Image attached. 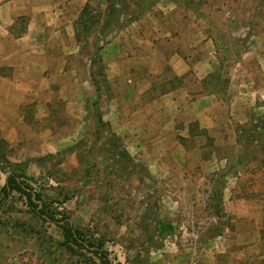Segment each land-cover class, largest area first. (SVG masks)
<instances>
[{"label":"rangeland","instance_id":"rangeland-1","mask_svg":"<svg viewBox=\"0 0 264 264\" xmlns=\"http://www.w3.org/2000/svg\"><path fill=\"white\" fill-rule=\"evenodd\" d=\"M62 1L55 4L62 6ZM120 2L123 14L116 30L157 4L176 5L211 40L212 71L191 97L207 98L201 104L211 109L200 117L211 126L193 123L194 116L183 111L169 141L159 140L158 133L139 137L150 128L129 126V94L114 100L108 79L107 92L100 87L97 93L93 84L100 82L93 55L101 56L106 75L101 53L114 29L104 44L93 35L87 45L83 40L49 47L53 61L44 83L49 94L34 96L22 108L37 136L25 139L21 150L9 149L0 139V155L15 156L14 170L24 174L56 217L68 216L85 238L102 242L114 264H170L182 254L232 240L231 201H264V0ZM86 4L105 8V0ZM28 21L26 16L15 19L14 35H21ZM61 66L66 71L58 72ZM151 83L145 99L183 85L167 73ZM43 103L46 109L36 111L33 121V107ZM96 108L128 161L111 159L108 135L99 136L95 124ZM5 172H0V264H99L84 251L72 255L61 247V230L36 217L20 195L4 200ZM157 220L169 222L173 233L159 237Z\"/></svg>","mask_w":264,"mask_h":264},{"label":"crops","instance_id":"crops-1","mask_svg":"<svg viewBox=\"0 0 264 264\" xmlns=\"http://www.w3.org/2000/svg\"><path fill=\"white\" fill-rule=\"evenodd\" d=\"M92 1L63 0L62 6L55 0L0 1V139L9 149L21 150L25 139L37 136L29 130L32 121L29 123L22 115V108L34 101V96L49 94L44 86L48 83V65L53 61L48 49L64 47L66 42L67 47L74 44L73 24L82 7ZM176 9V5L157 4L123 28L115 29L101 53L114 100L129 94V126L150 128L147 133L142 129L138 136L158 133L162 142L173 137L172 126L183 111L194 116L193 123L198 121L206 129L211 126L200 117L211 109L208 103L201 104L207 98L192 101L191 97L212 71V42L190 16L180 15ZM21 16L29 17L28 26L21 35H14L10 26ZM63 71L62 66L58 67V72ZM163 73L168 79L181 80L183 85L145 99L151 92V80L162 79ZM45 104L33 107V121L38 119L36 111L46 109ZM5 158L12 165L16 163L15 156ZM8 174L5 172V181ZM227 209L236 228L228 244L216 249L206 245L182 254L170 264H264V201L233 200Z\"/></svg>","mask_w":264,"mask_h":264},{"label":"trees","instance_id":"trees-1","mask_svg":"<svg viewBox=\"0 0 264 264\" xmlns=\"http://www.w3.org/2000/svg\"><path fill=\"white\" fill-rule=\"evenodd\" d=\"M122 4L120 0H105L104 10L93 8L91 5L86 4L82 8L77 21L75 22V39L77 43L87 45L88 39L96 35L99 36L101 43L105 40L112 31L120 24V19L123 14ZM93 41V40H92ZM104 44V43H102ZM94 47V41L91 42ZM102 47H97L96 50L100 51ZM95 64L97 63L98 81L93 82L95 90L100 92V87L104 88V91H109L106 75L103 71L101 56L97 53L93 55ZM94 76V75H93ZM96 76V75H95ZM99 94H97V97ZM96 106V104H93ZM95 124L99 131V136L102 132H106L108 135L107 146L110 147L107 150L111 155V159L128 161L130 156L125 149H122L118 137L112 132L110 125L104 122L97 108L94 111ZM106 141V140H105ZM0 169L1 171L8 170L10 174L6 177L5 185L1 189L4 200L11 197L12 193L20 195L26 200V204L33 210V213L41 221L52 223L61 230L63 242L60 244L72 255L77 254L76 250L84 251L87 254L95 257L99 264H114L110 259L108 252L104 250L102 242H92L85 238L82 233L74 228L70 219L66 215H62L61 218L56 217V213L52 212L49 207L44 203L42 195L37 193L32 186L25 181V176L22 172H16L15 166L12 165L5 157L0 155ZM69 198H66L68 200ZM41 204V208L39 207ZM155 231L159 237H165L173 233V227L169 222L165 220H157L155 222Z\"/></svg>","mask_w":264,"mask_h":264},{"label":"water","instance_id":"water-1","mask_svg":"<svg viewBox=\"0 0 264 264\" xmlns=\"http://www.w3.org/2000/svg\"><path fill=\"white\" fill-rule=\"evenodd\" d=\"M9 175V174H8ZM38 208H41V204H39V207Z\"/></svg>","mask_w":264,"mask_h":264}]
</instances>
